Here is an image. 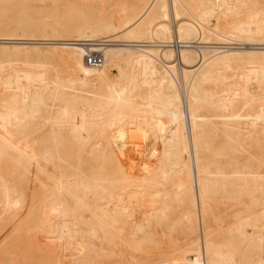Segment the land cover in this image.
Listing matches in <instances>:
<instances>
[{"label":"bare ground","instance_id":"obj_1","mask_svg":"<svg viewBox=\"0 0 264 264\" xmlns=\"http://www.w3.org/2000/svg\"><path fill=\"white\" fill-rule=\"evenodd\" d=\"M59 1L0 0V264H138L173 224L165 264H264V0Z\"/></svg>","mask_w":264,"mask_h":264},{"label":"rangeland","instance_id":"obj_2","mask_svg":"<svg viewBox=\"0 0 264 264\" xmlns=\"http://www.w3.org/2000/svg\"><path fill=\"white\" fill-rule=\"evenodd\" d=\"M114 1H116V2L117 1H120L119 3L117 2L119 5L117 4V6H115L116 4H115ZM114 1L112 2V0H110V3H112V4L109 3L111 5V6L109 5V10H111L112 8H114V10H115L117 8L116 9L117 12L116 11L115 12H111V15L112 14L114 15V13H115V17L117 15H120V14H122V16L125 15L126 14V11H128V8L132 10L133 9L132 6L134 5V7H135L136 3L138 2L136 0H133V1L132 0L131 1L130 0H123V1H121V0H114ZM134 1H136L135 4H133ZM60 2H62V0H60L59 3ZM63 2H65V1L63 0ZM63 2L61 4H59L60 7H61L62 4L67 5V4H65ZM113 3L115 4L114 6H113ZM120 3H121V5H120ZM128 4H130L129 5L130 7L128 6ZM64 5H62L63 7H61V8H64L65 7ZM118 8H119V10H118ZM114 10L112 9L111 11H114ZM6 14L9 16V15H11V12H7ZM109 16H110V13H109ZM5 18L2 19L3 22L2 21H0V22L4 23L5 21H7L8 18L7 17H5ZM7 22H9V21H7ZM7 22H5V23H7ZM96 53H99V52H96ZM3 55H4V57L2 58ZM5 55H6L5 53L1 54V52H0V59H2V61L7 59V55L6 56ZM49 64H52V66L54 65L53 67H56L55 66L56 64H54V62L53 63H49ZM60 72L63 73L62 71H60ZM112 75H113V72L111 73V76ZM177 225L178 224H173L171 226L172 228L170 226H168V227H166V226H164V227L163 226H159L157 228H154L153 229L154 233L153 232L151 233L149 239H147V241H146V243L144 245L142 244V246L138 247V249L136 247L135 248L131 247L130 253L132 255H135L136 259L139 258V259L136 260V261H138V264L139 263H141V264H165V262L167 260H171L173 258L179 257L178 255H180L182 253L181 249L183 250V248L185 246H187V244H189L191 242V238L193 237V235L190 232H188L185 227H182V226L179 227L180 225H178V226ZM31 227H33V226L31 225ZM31 229H32L33 232L30 230L29 231L30 233H29L27 230H25V231L22 230V231L19 232V234H21V232H23V234L21 235V237L19 235V237H20L19 238L18 235H16L18 239L17 240H14L13 239V242L11 243V245H13V248H16L14 250L15 253L19 249V252L22 251V256H23V254L25 253V251H27L25 249H28V248L30 249L31 248L30 249V252H31V250L33 252L34 251V248L36 247L35 251L36 250H39V248H37V243L40 242L38 244L39 246H40V244H42L41 241L42 240L44 241V239L41 240V238H43V235H41V233L36 228H35V231L33 230L34 228H31ZM24 232H28L27 233L28 235L24 234ZM31 232L33 233V235H32ZM34 232H36V233H34ZM38 234H40V235H38ZM27 236H29L30 239ZM35 238H37V239H35ZM33 239H35V240H33ZM36 240H38L37 243L35 242ZM8 241L10 242L11 240H8ZM7 244L5 243L6 247H7ZM8 247H10V246H8ZM13 248H10V249L12 250ZM23 251H24V253H23ZM35 251H34V253L36 255L33 254V253H32V255H34V257H39V255H40L39 252H35ZM19 252H17L16 254H19ZM27 255L31 257V255H29V254H27ZM24 256H25V254H24ZM259 256L262 258V257H264V254L263 253H260ZM130 258H131V261L134 260V258L132 256H130ZM28 260H31V259H28ZM43 260H44V258H43ZM47 260H48V258L45 259V262L49 263V261H47ZM47 263H45V264H47Z\"/></svg>","mask_w":264,"mask_h":264}]
</instances>
